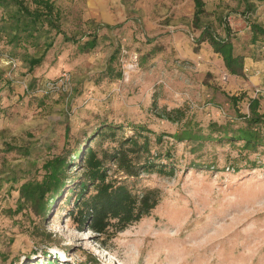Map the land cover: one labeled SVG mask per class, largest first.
<instances>
[{"label": "rangeland", "instance_id": "374dc122", "mask_svg": "<svg viewBox=\"0 0 264 264\" xmlns=\"http://www.w3.org/2000/svg\"><path fill=\"white\" fill-rule=\"evenodd\" d=\"M51 1L67 33L96 31L98 43L80 51L52 33L54 45L29 69L24 57L36 48L14 47L0 31V264H264V147L156 140L188 120L203 131L210 121L244 125L238 114L249 113L264 75V35L254 41L250 26L264 25V0L253 11L244 0H203L202 23L221 37L224 23L231 29L228 38L243 57L239 75L207 40H197L193 0ZM98 23L117 26L95 29ZM64 74L67 81L54 88ZM173 108L184 112L181 120L164 116ZM256 109L264 113V102ZM103 123L121 128L94 137ZM135 133L147 135L151 154L174 170L127 179L137 193L156 189L159 201L114 237L76 227L71 191L44 214L19 197L21 183L41 181L55 157L71 161L62 174L68 181L82 172L72 162L77 152L112 149ZM108 165L112 173L115 165Z\"/></svg>", "mask_w": 264, "mask_h": 264}, {"label": "trees", "instance_id": "16d2710c", "mask_svg": "<svg viewBox=\"0 0 264 264\" xmlns=\"http://www.w3.org/2000/svg\"><path fill=\"white\" fill-rule=\"evenodd\" d=\"M244 1L247 10L253 11L255 2L261 0ZM31 3L32 5L28 0H0L2 11L0 31L5 33L8 43L14 47L21 43H29L36 48V54L27 53L24 57L29 69L41 64L47 51L54 45L52 33L61 34L62 40L65 42L77 43L80 51L90 50L97 45L96 31L85 32L77 37L75 33L69 34L63 29L61 12L53 1L31 0ZM193 3V24L200 29L197 40L209 42L213 50L222 57L224 66L230 74H241L244 66L243 57L234 52L233 44L228 38L231 30L229 25L224 23L226 37L219 36L212 26L202 23L201 16L205 11V2L193 0ZM6 20L8 21L7 25L3 28L2 21ZM116 26L98 23L95 29L98 27L111 29ZM250 26L254 41L259 35H264V25L251 22ZM83 35L86 36V39L81 40ZM263 80L264 75L260 80V85L263 84ZM260 100L264 102L261 95L252 93L249 100V113L238 114V116H242L244 125L232 127L229 122L210 121L207 130L203 131L204 127L199 123L188 120L173 133L158 134L156 140H161L163 136L169 135L175 141L196 142L198 146L216 141L242 142L241 148L248 151L264 147V113L256 109ZM164 116L169 120L178 121L184 117V112L180 108H173L165 110ZM116 128H121V126L103 123L102 128L99 127V131H95L96 134L93 136L102 138L106 132H115ZM134 128L137 132L149 131L143 125H135ZM67 130L66 127V132ZM139 137L143 138L142 141L139 140ZM76 154V158L72 162L82 168L78 178L70 177L67 181L65 175L62 174L71 161L55 157L46 164L50 168V172L41 181L27 180L21 183L19 197L24 201H30L38 214H44L48 211L54 198H58L64 192L71 191L75 193V198L72 201L74 208L70 210L69 214L76 227L79 230L86 228L108 239L148 215L159 201L156 189H145L142 193H137L127 183V179L138 177L142 171L156 169L159 172L171 173L174 170L173 165L167 169L166 163L157 161L160 159V155L151 154L149 138L141 133H135L133 136L122 139L112 149L107 148L100 151L89 145L81 153L79 151ZM76 160H78L77 163ZM108 163L115 165L112 173L113 165H108ZM251 166L254 168L259 165L253 161ZM114 172L121 174L117 175ZM76 181L77 183H75ZM91 188H94L93 191ZM68 198L64 200L66 201ZM47 264L56 263L48 261Z\"/></svg>", "mask_w": 264, "mask_h": 264}, {"label": "built area", "instance_id": "2783aa9c", "mask_svg": "<svg viewBox=\"0 0 264 264\" xmlns=\"http://www.w3.org/2000/svg\"><path fill=\"white\" fill-rule=\"evenodd\" d=\"M68 77L66 74L62 75V77L60 78V80L56 83V87L62 85L63 83H65L67 81ZM262 85H257L254 87L253 89V95H261L264 98V80L262 82ZM53 86V85H52ZM53 88V87H52Z\"/></svg>", "mask_w": 264, "mask_h": 264}]
</instances>
